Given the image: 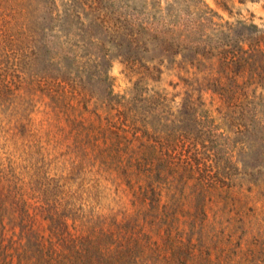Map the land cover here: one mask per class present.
<instances>
[{
	"label": "rangeland",
	"instance_id": "374dc122",
	"mask_svg": "<svg viewBox=\"0 0 264 264\" xmlns=\"http://www.w3.org/2000/svg\"><path fill=\"white\" fill-rule=\"evenodd\" d=\"M262 33L264 0H0V203H66L72 234L91 218L125 223L133 192L102 135L120 122L121 101L141 125L128 156L142 157L162 203L181 206L183 230L154 236L161 249L138 250L131 264H264V88L245 87L248 69L220 54ZM23 71L88 95L43 97L45 86L17 81ZM17 120L37 133L22 135Z\"/></svg>",
	"mask_w": 264,
	"mask_h": 264
},
{
	"label": "trees",
	"instance_id": "16d2710c",
	"mask_svg": "<svg viewBox=\"0 0 264 264\" xmlns=\"http://www.w3.org/2000/svg\"><path fill=\"white\" fill-rule=\"evenodd\" d=\"M52 14H55L57 21L65 16L66 21L71 24L86 22L81 14L58 11H53ZM90 20L104 26L110 24L108 19H100L97 15ZM223 52L220 54H223V61L227 65L233 66L237 72L247 69L250 72L245 87L246 83H255L264 88V33L257 36L251 44L243 42L233 54L230 51ZM30 60V66L35 68L40 58L35 54ZM48 79L41 73L27 75L23 71L17 81L24 86H34L35 88H31L34 90H38L39 84L45 86L43 97L47 95L67 99L69 96L72 100H78L85 99L88 95L87 90H83L79 83L58 80L50 84ZM4 88V85L0 86V98L7 93ZM110 95L114 100L124 98L113 89ZM251 107L252 103L248 102L245 109L247 113L253 114L256 110H251ZM113 108L117 109L121 120L115 122L113 127L102 130V135L106 152H109L107 158L110 157L116 164L115 170L122 171L129 190L133 192L134 209L123 213V220L126 222H111L105 226L100 217L96 220L91 218L82 224L78 234H72L70 228L74 217L66 203L57 204L48 199L35 203L23 199L10 205L0 203V264H131L136 259V251H147L150 246L155 245L157 249H161L158 239L152 242L154 236L167 239L168 242L178 232L182 233L183 230L178 227V209L181 206L162 203V191L156 185L147 183L145 174L141 173L142 157H138L136 164L128 156L133 141L140 137L139 133H135V140L129 139V132L135 128L139 130L141 125L130 120L128 108L123 102L115 101ZM17 126L22 127L20 132L24 136L37 133L33 122L21 123L17 120L14 127ZM49 194L51 195V191ZM44 195L48 196V192ZM169 245L172 246L173 243L170 242Z\"/></svg>",
	"mask_w": 264,
	"mask_h": 264
}]
</instances>
